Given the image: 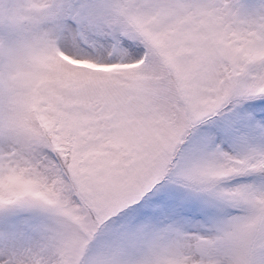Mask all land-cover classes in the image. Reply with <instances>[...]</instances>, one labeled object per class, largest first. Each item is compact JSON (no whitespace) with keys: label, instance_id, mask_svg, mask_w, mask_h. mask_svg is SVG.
<instances>
[{"label":"snow or ice","instance_id":"snow-or-ice-1","mask_svg":"<svg viewBox=\"0 0 264 264\" xmlns=\"http://www.w3.org/2000/svg\"><path fill=\"white\" fill-rule=\"evenodd\" d=\"M0 264H264V0H0Z\"/></svg>","mask_w":264,"mask_h":264}]
</instances>
